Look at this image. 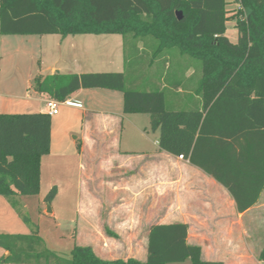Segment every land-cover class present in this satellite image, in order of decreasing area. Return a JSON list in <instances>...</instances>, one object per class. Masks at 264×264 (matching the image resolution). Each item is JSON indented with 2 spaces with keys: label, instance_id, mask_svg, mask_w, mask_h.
<instances>
[{
  "label": "trees",
  "instance_id": "1",
  "mask_svg": "<svg viewBox=\"0 0 264 264\" xmlns=\"http://www.w3.org/2000/svg\"><path fill=\"white\" fill-rule=\"evenodd\" d=\"M232 4L241 9L231 17ZM231 20L236 43L227 36ZM0 35H120L134 53L141 51L140 43L150 46V63L163 55L170 60L175 50L200 61L195 97L179 102L177 109L168 107L166 89L128 86L126 72L38 75L31 87L59 103L82 89L121 92L124 113L148 115L152 131H159L160 151L183 157L213 177L239 212L259 202L264 191V0H0ZM174 85L178 90L182 84ZM51 139L47 113L0 114V196L14 208L17 199L40 194L41 161L51 151ZM56 194L52 189L46 201ZM188 235L184 223L152 226L142 262L103 260L92 247L79 245L65 258L49 251L39 235L0 234V249L8 253L1 263L224 264L204 261L201 247L190 244ZM258 260L264 261V245Z\"/></svg>",
  "mask_w": 264,
  "mask_h": 264
},
{
  "label": "crops",
  "instance_id": "2",
  "mask_svg": "<svg viewBox=\"0 0 264 264\" xmlns=\"http://www.w3.org/2000/svg\"><path fill=\"white\" fill-rule=\"evenodd\" d=\"M233 22L235 23L233 20L229 21L227 27ZM234 30L237 32L235 27ZM228 32L227 29V36ZM107 36L121 37V39H112V42L116 51L122 49L125 51L124 40L120 35L67 37L0 35V52L8 47L9 43L12 45L17 41H23L27 46L37 43L41 56L40 66L42 68L47 65L46 69L51 71L50 75L110 73L90 70L93 67H108L110 64L123 66L120 53L116 62L113 63L108 52L97 51L98 45L109 47L111 39ZM138 47H141V43ZM48 54L50 57L47 58ZM53 56L56 57L53 58L54 60H52ZM158 59L149 65V69L155 71L153 76L158 72L164 75L171 68V59L167 61L166 56L163 55L156 65L155 62ZM39 75L45 76L42 73ZM32 78L30 77L26 83L22 95L7 97L0 95V114L47 113L48 98L32 89ZM180 89L177 93L182 92ZM65 104L68 106L66 120L56 123L53 120L55 116L52 117L51 151L41 161V189L45 171L47 181L57 184L58 182L53 179L54 176L50 174L53 175L55 168L63 165L71 169L72 158L77 157L76 150L72 151L74 145H71L68 140L69 133H72L70 131L75 126L67 127L68 129L58 128L69 126L72 121L81 125L80 138H75L76 141H80V156H83L88 147L91 148L89 152L91 155L88 154L91 162H87L88 172H85L89 174L93 182H98L100 178V176L96 177L99 169L112 165L107 163L108 155L112 154L114 158L121 160L123 166L126 158H135V164L138 163L135 174L128 178L120 175L118 182L121 186L114 187L120 192H127L126 197L129 199L130 189H126L124 185L132 184L133 207H126L125 203L121 202L119 206L117 204L111 208H93L83 217L82 203H80L77 210L78 220L70 221V227L78 226L75 231V245H82L83 238L79 233L83 232L85 233L83 246L92 247L96 255L103 260L134 258L145 262L150 228L154 225L184 223L189 226L188 242L201 247L204 261L227 264L229 257L234 264L253 262L254 256L251 250L253 247L250 239L254 225L260 222V215H264V191L255 206L243 213L239 212L231 194L213 177L192 165L189 160L159 150V131H153L151 135L147 128L144 130L137 128L136 132L140 140L149 145L134 152L122 151L123 131L121 132V129L127 120L126 116L132 115L124 113V97L121 92L82 89L73 94ZM60 113L59 109V114L56 116ZM80 174L78 189L82 197L85 174L83 175V172ZM104 182L106 181L103 180L102 183ZM54 188L57 192L59 191V186L55 185L52 189ZM163 193L164 198L161 195ZM121 199L126 198L121 196ZM161 200H164V205L160 203ZM38 216L41 218L48 216L55 222L57 229L65 225V219L55 209L39 211ZM23 230H26V227L21 215L15 212V208L5 197L0 196V234H21L19 232ZM106 230L115 233L117 237L107 235ZM231 231L236 235L218 234L231 233ZM126 232L130 234L127 236L124 234ZM194 232L200 233L201 237H193ZM138 246L142 247L143 251L136 252L135 249ZM115 247L124 249L123 253H127L125 258H112V249ZM126 249L131 251L126 252ZM0 252H3L2 257L8 256L5 250L0 249Z\"/></svg>",
  "mask_w": 264,
  "mask_h": 264
},
{
  "label": "rangeland",
  "instance_id": "3",
  "mask_svg": "<svg viewBox=\"0 0 264 264\" xmlns=\"http://www.w3.org/2000/svg\"><path fill=\"white\" fill-rule=\"evenodd\" d=\"M228 9L230 10L229 16L231 15L232 17V15L238 11L239 6L237 4H232L228 6ZM233 25H235L234 22L229 24L227 27L229 30L228 37L233 43H236L238 32L234 30L235 26ZM107 37L111 39L109 47H106L105 45H98L97 51H104L106 53L108 52L110 60L113 63L116 62L118 54L120 53V59L122 60L123 66L118 67L115 64H110V66L103 68L93 67L90 69L92 72H126L128 86L130 87H135L138 90L166 89L165 93L169 108L177 109L178 107H176V105L179 102L186 103L195 97L194 89L197 87L202 76V64L200 61L187 56L183 57L179 54V52H177V50H175L171 56V68L166 72L164 79L160 81L159 79L163 76V73L158 72L153 76L155 71L151 68V70L149 69L152 58V50L150 46L148 47L144 46V44H141V47L139 48L141 51L137 53L127 49H125V51L123 49L116 51L112 39H121V37ZM8 45V47L4 48V50L0 52V95H2V97L15 95L20 96L23 94L25 85L30 80V77H33L32 80H34L40 73L47 76L50 75L51 71L46 69L48 67L47 65L41 68L40 49L37 43L35 45L32 43V45L27 46L25 42L17 41L12 43V45H10V43ZM48 57H50L49 54L47 55V58ZM53 58L54 56L52 57V60H54L56 57L54 59ZM158 61L160 62V58L156 60V65ZM155 79L157 80L156 83H152V81ZM176 82H180L182 84L180 87V90L182 91L181 93H177V89L174 87ZM59 109L61 112L60 115L53 118L56 123H61L68 117V106L65 103H60ZM126 117L127 120H125L123 128L121 129V132L123 131L121 144L122 151L134 152L141 148H145V145L149 144L147 142L145 143L143 140H140L136 130L137 128L142 130L147 128L149 134L153 135L149 116L145 114H134L132 116ZM67 127H73V129L70 131L72 133H69L68 140L71 145H74L72 151L76 150L78 153L76 158H72L71 169H67L64 165L55 168L53 175H50L54 176L53 179L55 182H58L57 184L53 183V181V184L47 181V172L45 171L44 182L40 194L17 199L19 204L18 207L15 208V212L18 215H21L26 227V230L20 231L19 233L22 235H39L44 240L46 248L49 251L65 258L70 257L71 251L76 244L75 231L77 230L78 226L70 227V221L76 219L78 220L77 210L79 204L82 203L81 208L83 211V217L85 213H88L93 208H111L117 206V204L119 206L121 202H124L126 207H133L134 200L132 184L124 185L126 189H130L129 199L126 197L128 196L127 192H120L117 189L115 190L114 187L121 186V184L118 182V179L121 176L128 178L133 176L138 170L135 168L138 166V163L135 164L134 162L135 158H126V162L124 163L125 165L123 166L122 161L114 158V155L111 154L108 155L107 163L112 165L106 168H101V170L99 169V171L96 173V177L98 178L100 176V178L98 182H93L90 179L89 174H86L85 172H88V167H86L87 162H91L90 158L88 157V154H90L89 152H91V148L88 147L86 151L84 150L85 152L83 156H80V141L75 140V138H80L81 125L75 121H72L69 126H60L58 128L68 129ZM75 161L76 163L73 164ZM81 172H83V175L85 174L83 180L84 193L82 197L78 189ZM103 180L106 181L104 184L102 183ZM54 184L59 186V191L57 192V196L50 203H48L46 198L50 194L52 188L55 186ZM161 195L163 198L165 197L164 193ZM121 196L122 198L124 197L126 199H121ZM160 203L164 205V200H161ZM52 209H55L56 212L62 215L65 219V225H63L61 229L55 228V222H53V220L48 216L43 218L38 216L39 211L44 212V210L49 211ZM259 219L260 222H257L256 225H254L250 239L251 245L253 247L251 250L254 259L252 263H248V261L245 264H264V261L258 260L259 253L264 245V215H260ZM9 234L17 235L18 233ZM79 234L83 238V242H85V233L81 232ZM124 234L128 236L130 232H126ZM218 234H223L225 236H228L229 234L232 236L234 234L236 235V233L232 231L231 233L223 232ZM193 237H201V235L200 233L194 232ZM83 242L81 243V246H83ZM112 250V258H125L127 254L123 253L124 249L122 247H115ZM135 250L136 252H141L143 251V248L138 246ZM127 251H131V249H126V252ZM2 255L3 252H0L1 259L4 257H2ZM1 259L0 264H2ZM178 264H192V262L187 260L184 263ZM227 264H234L229 257Z\"/></svg>",
  "mask_w": 264,
  "mask_h": 264
},
{
  "label": "built area",
  "instance_id": "4",
  "mask_svg": "<svg viewBox=\"0 0 264 264\" xmlns=\"http://www.w3.org/2000/svg\"><path fill=\"white\" fill-rule=\"evenodd\" d=\"M239 9H241L240 6H239ZM59 105H60V103L58 101L53 100V99H48L46 101L47 114L50 115L51 117L58 115L59 114Z\"/></svg>",
  "mask_w": 264,
  "mask_h": 264
},
{
  "label": "water",
  "instance_id": "5",
  "mask_svg": "<svg viewBox=\"0 0 264 264\" xmlns=\"http://www.w3.org/2000/svg\"><path fill=\"white\" fill-rule=\"evenodd\" d=\"M177 15H178L179 19H181V12H178Z\"/></svg>",
  "mask_w": 264,
  "mask_h": 264
}]
</instances>
